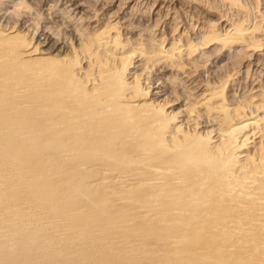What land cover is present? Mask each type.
I'll return each instance as SVG.
<instances>
[{
  "label": "bare ground",
  "instance_id": "6f19581e",
  "mask_svg": "<svg viewBox=\"0 0 264 264\" xmlns=\"http://www.w3.org/2000/svg\"><path fill=\"white\" fill-rule=\"evenodd\" d=\"M0 126V264H264V0H0Z\"/></svg>",
  "mask_w": 264,
  "mask_h": 264
},
{
  "label": "rangeland",
  "instance_id": "374dc122",
  "mask_svg": "<svg viewBox=\"0 0 264 264\" xmlns=\"http://www.w3.org/2000/svg\"><path fill=\"white\" fill-rule=\"evenodd\" d=\"M255 3H256V5H255ZM253 6H252V5ZM249 6H247L248 7V9H247V7H246V9L247 10H249V12L253 15V16H255V8H256V10L258 9V7H260V5H259V2H250L249 4H248ZM251 6H252V9H250L251 8ZM254 10V11H253ZM252 11H253V13H252ZM258 17H256V19H257ZM158 31V30H157ZM256 78V77H255ZM250 80V79H249ZM254 80H256V79H254ZM254 80H253V78L250 80V81H248V82H246L245 84L246 85H251L252 84V82L254 83ZM257 85V84H256ZM31 93L33 92L34 93V91L32 90V91H30ZM29 93V92H28ZM31 93H29V94H31ZM35 94V93H34ZM19 96V97H18ZM18 96H16L15 97V100L14 101H20L21 99H22V95H18ZM29 96V95H28ZM28 96H26L27 98H25V99H27L28 100V104H30L29 105V107L30 108H32V106H34L35 104H36V97L35 96H33V97H31V98H28ZM19 99V100H18ZM36 100V101H35ZM33 101V102H32ZM35 101V102H34ZM3 127H1L0 126V131H1V129H2ZM0 135L2 136V139H5V138H7V135H5V134H1V132H0ZM74 156H72L71 157V159H68L67 160V162H69V163H66V161H64V163H63V167L64 166H66V168H68V166H69V164H70V162H71V160H72V158H73ZM77 156H75V158H76ZM53 158V157H52ZM60 158V157H59ZM59 158H57V157H55V158H53L55 161H53V159H51V157L49 158V160L52 162H56V163H58V161H59ZM75 158H73V159H75ZM57 160V161H56ZM45 161V160H44ZM44 161H43V163L42 164H44ZM68 165V166H67ZM62 166V165H61ZM65 168V167H64ZM66 168H65V170H66ZM2 169V168H1ZM61 169H63V168H60L57 172L59 173L60 172V170ZM69 170L71 169L72 170V168H68ZM65 170H61V175L63 174V177H61L60 176V173L58 174L57 172H55V173H52L50 176H49V174H50V172H48V174H47V176H48V179H49V182H51L50 180H52V182L51 183H47V184H49V187H54V188H58L57 190H59L60 192H62V191H64L65 193H66V191L68 190L69 192L71 191V190H69V189H72V186L70 185V184H68V183H70V182H74V184L76 183V182H78V180L77 179H81V173H79L78 172V170L77 169H73V171H71L70 170V172H74L75 170H76V172H78L77 174V176L79 177V178H76L75 176V173H70L68 170V172L67 171H65ZM6 170H1L0 171V189H4L5 190V193H3V196H2V200L4 201V200H6L9 196H11V197H14V196H16V197H18V198H21L20 199V201H27V200H29L30 199V189H35V188H37V187H35V184L37 185L38 183H37V181L34 179V180H31V179H33V178H31L30 179V176L28 175V174H30V173H27V174H25V172H23V174H25V175H21L20 173H12V172H5ZM65 171V172H64ZM7 173V174H6ZM45 173V172H44ZM44 173L42 174V175H44ZM115 173L116 175H113V174ZM2 174V175H1ZM4 174H6V175H4ZM46 174V173H45ZM53 174H55L54 175V177H56V179L55 178H53V177H51ZM57 174H58V176H59V178L60 179H62L63 180V178L66 176V174L67 175H69V174H71V175H69V176H66L65 178H67L66 179V181H69V179H71L67 184H68V187L67 186H65L63 183H66V181L64 182V181H62V183L60 182L61 180L60 179H58L57 180ZM65 174V175H64ZM108 174H111V176L110 175H108ZM120 173L119 172H117V170H113V171H111V173L110 172H108L107 174H104L105 176H109L107 179H109V180H111V179H116V178H118L120 175H119ZM72 175H74V176H72ZM98 175H99V177H101V175L102 176H104L103 174H94L93 176H92V178H98ZM51 177V178H50ZM69 177V178H68ZM73 177H75V178H73ZM111 177V178H110ZM22 178V179H21ZM23 178H25V179H23ZM73 179V180H72ZM21 181L22 180V182L24 181V185L23 184H20V185H15V183H16V181L18 182V181ZM56 180V181H55ZM65 180V179H64ZM57 181H58V184H60L59 186H61V188L60 187H57L56 186V184H55V182L57 183ZM12 183V184H11ZM34 183V184H33ZM71 183V184H72ZM81 184H82V182H80ZM62 184V185H61ZM79 183H77V185H78ZM75 185L76 186V188L78 187V188H80L79 186H81V185ZM12 186V187H11ZM31 186V187H30ZM38 186V185H37ZM67 187V188H66ZM10 188H12V189H10ZM83 190H84V187L82 188ZM86 190V189H85ZM24 192H26V193H24ZM17 193V194H16ZM76 194L75 193V191L73 190V192H71L70 194L73 196V199L72 198H70L69 196H68V198L67 197H64V201H63V199L61 200L62 202H73L72 200H75L74 202H79V203H82L83 201L82 200H84L85 199V196H81V195H79V196H75L74 194ZM70 195V196H71ZM71 196V197H72ZM75 196V197H74ZM81 196V198L80 199H77V198H79ZM77 197V198H76ZM82 197H83V199H82ZM69 203V204H70ZM132 231H135L136 232V230H129L128 232H126L125 234H128L127 236H129V235H131V234H134L135 232H132ZM104 234L105 235H108L106 232H104ZM110 235H111V233H110ZM126 236V237H127ZM117 263H119V262H121V261H123V258H120V257H118L117 258V260H115Z\"/></svg>",
  "mask_w": 264,
  "mask_h": 264
}]
</instances>
